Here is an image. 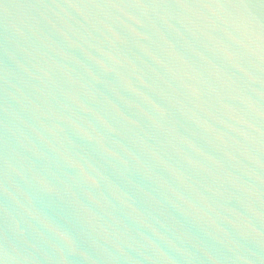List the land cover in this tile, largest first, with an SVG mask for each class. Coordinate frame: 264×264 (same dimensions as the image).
I'll use <instances>...</instances> for the list:
<instances>
[{
	"label": "water",
	"instance_id": "95a60500",
	"mask_svg": "<svg viewBox=\"0 0 264 264\" xmlns=\"http://www.w3.org/2000/svg\"><path fill=\"white\" fill-rule=\"evenodd\" d=\"M0 264H264V0H0Z\"/></svg>",
	"mask_w": 264,
	"mask_h": 264
}]
</instances>
